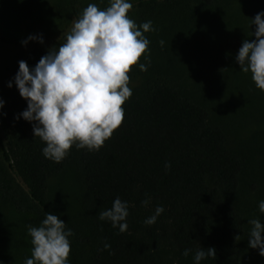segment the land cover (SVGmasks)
Returning a JSON list of instances; mask_svg holds the SVG:
<instances>
[{"label": "trees", "instance_id": "trees-1", "mask_svg": "<svg viewBox=\"0 0 264 264\" xmlns=\"http://www.w3.org/2000/svg\"><path fill=\"white\" fill-rule=\"evenodd\" d=\"M228 1L135 0L128 13L164 30L168 24L189 33L204 72L215 76L233 63L243 40L255 39L254 31L222 29ZM57 6L67 25L77 18L75 8ZM70 25L47 47L35 46L7 67L6 84L13 81L18 61L34 67L64 43ZM146 67L130 66L132 94L122 105L124 118L103 146L88 151L73 145L60 163L42 155L46 145L34 137V122L15 118L27 104L13 81L0 129L2 204L34 227L45 213L61 219L74 234L68 237L69 264H194L200 247L216 252L200 264H264L258 250L248 247V221L264 224L258 208L264 200V125L253 127L255 114L241 109L240 133L231 122L237 112L216 110L208 96L186 88L173 70ZM117 196L128 202L123 233L98 218ZM157 205L164 211L145 225ZM104 243L110 248L105 250ZM184 249H190L187 257Z\"/></svg>", "mask_w": 264, "mask_h": 264}, {"label": "clouds", "instance_id": "clouds-1", "mask_svg": "<svg viewBox=\"0 0 264 264\" xmlns=\"http://www.w3.org/2000/svg\"><path fill=\"white\" fill-rule=\"evenodd\" d=\"M109 6L100 9L89 3L73 20L70 33L64 43L56 49H49L34 67L23 60L18 61V71L13 77L19 95L26 100L27 107L18 117L32 123L34 137L45 143L42 155L55 163H60L74 145L76 149L98 151L109 139L124 118L123 103L131 96L128 87L130 66L137 65L146 71L145 63H139L142 53H146L149 40L143 33L154 31L152 21L139 26L129 18L132 8L130 0H108ZM264 11L258 12L251 25H255L252 36L255 39L242 41L235 56L239 70L251 73L255 86L264 91ZM29 41L43 44L42 35H29L21 41L22 46ZM163 46L164 41L159 42ZM148 61L149 56L144 55ZM13 81L7 83L11 88ZM4 101L0 99V108ZM170 167L165 163V169ZM150 198L141 201L147 206ZM260 213H264V200L258 203ZM164 211L157 205L154 212L143 221L152 225ZM128 202L118 196L111 208L100 211L101 221L111 222L119 233L127 230ZM252 225L248 236V247L258 250L264 257V224L259 219L248 221ZM31 237V258L24 264H69L70 241L73 234L56 215L45 213L39 227L26 225ZM239 235L235 236V240ZM105 250L110 248L104 243ZM190 249H184L187 257ZM214 247H200L195 250L194 264L206 257L215 258Z\"/></svg>", "mask_w": 264, "mask_h": 264}, {"label": "rangeland", "instance_id": "rangeland-1", "mask_svg": "<svg viewBox=\"0 0 264 264\" xmlns=\"http://www.w3.org/2000/svg\"><path fill=\"white\" fill-rule=\"evenodd\" d=\"M0 2V99L6 104L5 70L13 62L26 56L35 46L47 47L53 39L61 34L73 21L67 25L64 14H61L58 2L62 7L71 6L81 13L89 4H108V0H1ZM135 0H130L133 2ZM264 11V0H229L223 12H226L221 23L225 31L239 34L243 31H254L251 19L258 12ZM137 26L148 21L138 20L134 13L127 14ZM264 18V17H262ZM151 21V20H150ZM166 30L160 23L152 22L154 31L143 33L149 40L146 53H142L139 63H149L144 55L149 56L154 67L177 73L180 81L189 90L202 93L211 99V105L218 111H235L237 119L231 121L241 133V109L255 114L253 127L264 125V91L255 86L251 73H243L235 61L237 52L233 53L231 63L219 75L210 76L204 72L196 52L195 42L189 33L172 29L168 24ZM42 35L44 43L29 41L22 46L21 41L29 35ZM164 41L163 46L159 43ZM0 108V129L3 132ZM230 119V118H229ZM61 180L54 184H61ZM25 218L0 200V264H24L26 258H31V237L27 234Z\"/></svg>", "mask_w": 264, "mask_h": 264}]
</instances>
